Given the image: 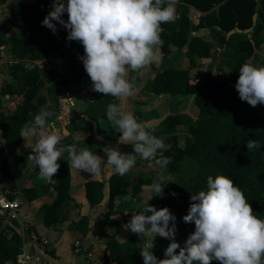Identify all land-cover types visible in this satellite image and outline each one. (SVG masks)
<instances>
[{"label":"trees","instance_id":"1","mask_svg":"<svg viewBox=\"0 0 264 264\" xmlns=\"http://www.w3.org/2000/svg\"><path fill=\"white\" fill-rule=\"evenodd\" d=\"M190 8L204 13L198 25L190 19ZM0 9L9 11L11 17L0 23V32L15 37L0 36V48L8 47L12 59L2 61V67L9 66L12 81L3 79L0 88V112L4 109L3 101H12L17 96L22 99L8 118L0 125L5 146L0 143V186L5 185L10 177V162L6 148H19L21 168L27 169L28 156L32 155V145L26 146L20 137L23 126L33 121L39 110L44 107L50 113L48 123H53L60 115V97L75 91L80 86L92 89L91 80L78 59L84 55L81 43L68 41V32L57 25L58 31L42 26V21L52 10L50 0H37L26 4L20 0H0ZM179 19L162 24L161 51L170 56V66L151 79L146 89L157 96H171L179 101L192 99L196 107V117L185 112L169 115L164 121V130L150 131L158 138L165 137L164 143L170 145L168 151L158 155L170 158L168 170L178 177L173 186H165L163 193L154 192L149 202L157 210L167 207L175 215V242L184 247L188 237L194 233V223H185L183 217L188 214L190 197L199 191H207V178L224 175L234 181L243 191L253 212L264 220V147L248 151L246 144L250 139L264 146V105L251 107L239 99L235 84L239 68L244 63L264 66V59L256 53L264 43V0H182L177 5ZM258 14L254 27L253 17ZM67 21L65 13L62 17ZM254 27L251 34H228L239 28L242 31ZM201 29H209L214 41L209 44L201 37L193 35ZM221 49L220 64L227 68L232 82H225L208 72L203 80H193L191 71L197 67L200 59L212 58L214 47ZM187 49L186 53L183 50ZM181 57H186L189 66H179ZM64 59L68 74L53 76L51 71L41 68L36 63H46L51 59ZM3 74V73H2ZM134 88L140 86V80L130 82ZM45 91V92H44ZM93 102L87 104L86 116L99 123L108 124L110 138H119L118 131L107 119V106L117 103L111 96H103L93 91ZM31 114V115H30ZM136 119L141 120L136 113ZM183 127L186 134L185 146L180 143L178 128ZM0 142L1 139H0ZM61 145H75L70 138L61 140ZM60 168L53 177L55 181L42 179L35 166L29 187L23 189L28 202L42 197L54 198L53 202L41 209L43 221L51 227L61 221L59 210L64 203L72 200L70 195L72 173L71 161L64 153L58 161ZM144 182L134 185V195L141 193ZM119 175L109 180V207L112 210L122 190ZM105 184L90 181L86 184V197L92 206H98L105 200ZM175 193L173 196L172 194ZM55 194V195H54ZM10 200H15L11 197ZM145 204L136 209V214L143 211ZM5 214H0V264H19L18 258L23 249V237L17 229L4 223ZM8 220V219H7ZM87 218H82L76 225L82 234L86 232ZM9 226V227H8ZM11 231L10 235L8 231ZM134 237L128 243L109 240L106 244L107 261L115 264H143L140 250L135 248ZM173 241L160 236L155 237L153 254L158 259H165V251ZM179 253V249L176 250ZM197 264V262H194ZM212 264H219L212 261Z\"/></svg>","mask_w":264,"mask_h":264},{"label":"clouds","instance_id":"2","mask_svg":"<svg viewBox=\"0 0 264 264\" xmlns=\"http://www.w3.org/2000/svg\"><path fill=\"white\" fill-rule=\"evenodd\" d=\"M175 4L176 0H53L52 10L41 22L42 26L56 34L60 25L68 32V41L82 44L84 55L78 59L92 89L120 102L107 106V119L119 133L118 144L131 145L133 152L121 153L118 148L105 147V161L88 148L62 146L60 132L48 123L51 113L42 107L20 132L24 141L34 140L29 159L42 179L55 181L53 177L60 168L58 161L64 153L78 171L99 175L103 163L113 174L124 176L135 167L137 155L150 160L158 152L162 155L169 150L170 145L139 123L125 105L136 94L128 79L129 72L162 62V24L175 20ZM65 13L67 21L62 19ZM235 89L239 99L251 107L264 105V66L244 63L239 68ZM246 147L251 151L264 146L250 139ZM170 162L168 157L159 161L162 166ZM165 185V177L161 175L148 187L161 195ZM190 200L183 220L194 223L195 231L182 248L175 242L176 217L167 207L157 210L145 201L143 211L132 215L124 225L125 231L130 230L144 240L140 250L143 264H212V261L264 264V220L254 214L245 194L232 179L224 175L208 176L207 191L197 192ZM156 236L173 241L165 251V259H158L152 252ZM146 237L152 238L151 241Z\"/></svg>","mask_w":264,"mask_h":264},{"label":"crops","instance_id":"3","mask_svg":"<svg viewBox=\"0 0 264 264\" xmlns=\"http://www.w3.org/2000/svg\"><path fill=\"white\" fill-rule=\"evenodd\" d=\"M35 1L37 0H28L29 4ZM50 1L53 4V0ZM181 1L182 0H176L175 20L180 17L177 12V5H179ZM2 11H0V13H2ZM5 11L6 15H4V18H10L11 14L7 10ZM189 15L193 24L198 25L200 19L205 14L194 8H190ZM193 35L199 36L207 43L214 45L209 29H201L194 32ZM3 48L5 47H1L0 50ZM186 51L187 49H184L183 53H186ZM160 52L162 55V62L160 64H153L148 68L129 72L128 75L129 82L139 79L140 86L136 88V94L127 100L125 105L126 110L130 111L136 118V107H141V120L137 121L143 124L149 131L164 130V121L169 116L159 119L161 115L160 112L163 108V105L161 107H156L159 98H164V101L173 99V97L169 95H154L146 89L151 79L170 66V56H165L161 48ZM212 54V58L210 59H200L197 67L191 71V75L197 73L198 70H203L204 66L207 67L210 65L209 67H211V63L214 62V54H216L217 57L220 56L221 49L214 47ZM58 62L64 64L62 59ZM179 66H189L186 57L180 58ZM221 68L224 67L222 66ZM224 69L229 71L227 68ZM213 76L215 77V75ZM69 93L75 101L72 120L68 124L66 123L65 126L60 122V119L50 124L55 125L62 139L70 138L78 144L80 149L88 148L89 151L104 158L105 161V147L118 148L121 153L133 152L131 145H121L118 144L119 138L115 140L110 138L107 122L100 121L99 123H95L86 116L85 110L87 104L93 102V93L90 87L80 86L75 91ZM9 98L10 97L7 96V100H9ZM164 101L162 103H164ZM118 103L120 102L117 100V104ZM8 105L10 107L13 104L8 102ZM11 111L12 110L5 108L0 112V120L3 119V121L0 122L1 124L8 118ZM182 129L184 130L183 127H179L178 132ZM0 139L3 146H5V141L2 136ZM24 143L26 146H30L34 143V140L24 141ZM6 153L10 162V177L16 184L15 191L17 194L15 200H18L21 204V221L27 227L28 235L26 249L27 252L32 255L39 256L43 260V264H115L111 260H106L109 254L106 252L107 242L114 239L121 243H128L131 237L134 236L130 230H124V225L131 220L133 214L135 215V213L130 212V210L140 208L145 204V201L150 202L153 199L154 191L148 187L151 185L149 181L146 183L144 182L141 193L138 196L134 195V185L137 184L136 178L144 176V178L147 179L146 175L156 174L165 167L159 163L162 156L158 155L150 160H144L145 162H141L142 165H135L126 175H119L123 186L121 194L117 197L115 206L111 210L109 207V180L117 174H113L110 169L105 168L103 163L102 171L99 175H91L78 171L71 165L72 182L70 195L72 200L61 206L59 210L61 221L54 226L48 227L43 221L41 209L43 206L51 204L56 195L54 194V198L42 197L34 202H28L24 197L23 189L29 187L30 183H32L30 177L35 172V165L32 163L31 166L28 167L29 171L33 170L32 173H28V169L24 170L21 168L22 158L19 148H6ZM138 158H140L139 155H137L136 161ZM154 160L156 165L149 168L148 166L151 165ZM90 181H98L105 184V200L98 206L90 205L86 197V184ZM4 186L5 185L0 186V191L5 189ZM123 213L124 215H122ZM82 218L88 219L85 234H82L79 227L76 226ZM6 225L17 229L16 223L9 220ZM136 236L139 237L138 235ZM134 243L136 249L141 250L139 244L137 242Z\"/></svg>","mask_w":264,"mask_h":264},{"label":"rangeland","instance_id":"4","mask_svg":"<svg viewBox=\"0 0 264 264\" xmlns=\"http://www.w3.org/2000/svg\"><path fill=\"white\" fill-rule=\"evenodd\" d=\"M20 1H22L26 4H29L28 0H20ZM0 11H2V13H0V21L2 20L1 22H3L6 20V18L8 19V17L4 18L5 17L4 15H6V11L4 9H0ZM257 20H258V18H257ZM0 36H6L9 38L15 37L14 32H10L9 34H2L0 32ZM9 51L10 50L8 47H5L2 49L3 57H4V63H7L8 61H10L12 59V56L10 55ZM256 53L259 55L260 58L264 59V43L262 44V46L260 47V49H258V51ZM59 60H60V58L59 59L58 58L57 59H51V60L47 61L46 63L38 62L36 64L39 65L41 68H46L47 70L51 71V73L53 74L54 77L57 76L59 73L67 75L68 74V66L66 64H63L62 62H58ZM209 66H207V67L204 66L203 70H198L197 73H193L192 74L193 80H203L205 75L208 72H211L212 75H215V77L218 79H222L225 82H230V83L232 82L231 73L229 71L225 70L224 68H221L222 65L220 64L219 56L217 57V55L214 54V62L211 63V67H209ZM2 73L5 76V78H7L9 81H12V75L10 74L9 66L8 67L7 66L2 67ZM62 100H66L67 104L68 103L70 104L71 102L73 104L75 103L74 99L70 96L69 92L63 94V96L60 97V105L63 104ZM163 101H164V98H159V100L156 103L157 104L156 107H161L163 105V108L160 112L161 115L159 116V119H162L163 117L168 116V115H172L176 112H185L187 114H190L194 118L197 115V113H196L197 110H196L195 105L193 104L192 99H188L186 101L185 100L179 101V100L173 98V99L164 101V103H162ZM8 102L12 103L13 105H11L9 107ZM3 103H4V109L6 108L8 110H13L16 106L21 105L22 99L20 97L15 96V97H13L12 101H9V100L5 101L4 100ZM135 113L142 114L141 107L137 106ZM59 119H60V122L63 123V126H65L66 122L68 121V117H65L64 115L60 114L54 122L58 121ZM2 121H3V119L0 120V122H2ZM159 121H161V120H159ZM178 133H180L179 136L181 139V145H182V147H184L185 146V140H186L185 130L182 129ZM161 138L165 139V137H161ZM27 158L29 160V162L27 163V165H28L27 169H28V167L31 166L32 161L29 159V156ZM141 159H142L141 157L138 158V160L136 161V165H142L141 162H145L144 159H142V161H141ZM154 165H156L155 160L152 161L151 165H149L148 167L151 168ZM24 170H26V169H24ZM27 172L32 173L33 170L29 171V169H28ZM152 175H154V176H152ZM161 175H163L165 177V184H166L165 186L170 187V186H173L177 183L178 177L175 176L174 174H172L168 170L167 166L163 167V169L159 170V172H157L156 174L146 175L147 179H145L144 176L143 177L139 176V178H136V179H137V183H141V181L146 183L149 181L150 184H152L154 181H157V177L161 176ZM4 187H5V189L0 191V194H4L8 199H11V197L16 199V194H17V192L15 191L16 184L14 183L12 178L7 180ZM153 195H154V192H153ZM136 209L137 208H135L134 210H130V212L136 214ZM122 215H124V213ZM7 222H8V220L5 219L4 223H7ZM8 233L10 235L12 234V232L10 230L8 231ZM133 237L135 238V242H137L139 244V246H140L139 248L141 249L143 247V242H144L143 238L140 236L137 237L136 235H134ZM145 239L150 242L152 238L146 237ZM154 244H155V238L153 240V245Z\"/></svg>","mask_w":264,"mask_h":264},{"label":"built area","instance_id":"5","mask_svg":"<svg viewBox=\"0 0 264 264\" xmlns=\"http://www.w3.org/2000/svg\"><path fill=\"white\" fill-rule=\"evenodd\" d=\"M4 61L3 52L2 49L0 50V65ZM3 79L4 76L2 73H0V88L3 85ZM63 96V95H62ZM63 104L60 105V114L64 115L65 117H68L67 124L72 120V114H73V107L74 104L71 102L70 104L66 102V100H62ZM20 209L21 204L18 200H10L8 199L4 194H0V211H3L4 214L7 216V219L13 223H16L17 225V231L21 234L23 237V249L22 253L18 258L19 264H36V263H44L43 260L36 255H32L31 253L27 252V227L26 225L21 221L20 216Z\"/></svg>","mask_w":264,"mask_h":264},{"label":"water","instance_id":"6","mask_svg":"<svg viewBox=\"0 0 264 264\" xmlns=\"http://www.w3.org/2000/svg\"><path fill=\"white\" fill-rule=\"evenodd\" d=\"M256 1H260V0H256ZM257 18H258V14H255L254 17H253V22H254V27L256 26L257 24ZM254 27H252L251 29H248V30H245V31H242L240 30L239 28H236L235 30L231 31L229 34H228V38H230L232 35L236 34V33H244V34H251L253 32V29ZM64 61V59H62ZM1 214H4L3 211H0Z\"/></svg>","mask_w":264,"mask_h":264}]
</instances>
